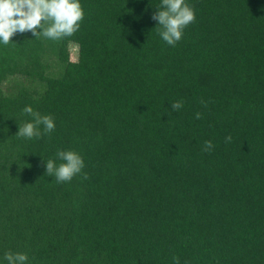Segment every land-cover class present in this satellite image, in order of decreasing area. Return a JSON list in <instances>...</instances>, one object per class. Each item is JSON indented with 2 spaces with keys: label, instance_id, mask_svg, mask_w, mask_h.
Segmentation results:
<instances>
[{
  "label": "trees",
  "instance_id": "16d2710c",
  "mask_svg": "<svg viewBox=\"0 0 264 264\" xmlns=\"http://www.w3.org/2000/svg\"><path fill=\"white\" fill-rule=\"evenodd\" d=\"M186 2L174 47L161 0H80L73 36L0 43V264H264V0ZM28 105L50 135L17 138ZM58 150L89 178L48 176Z\"/></svg>",
  "mask_w": 264,
  "mask_h": 264
},
{
  "label": "clouds",
  "instance_id": "9594fccd",
  "mask_svg": "<svg viewBox=\"0 0 264 264\" xmlns=\"http://www.w3.org/2000/svg\"><path fill=\"white\" fill-rule=\"evenodd\" d=\"M85 15L80 0H0V43L6 46L14 43L13 36L25 32H31L37 38L43 36L60 41L80 30ZM152 19L158 21L156 28L159 29L162 40L174 47L182 40L185 29L196 22V13L186 0H161ZM201 103L207 107V102ZM183 106V101L171 104L173 111H178ZM22 111L32 120L19 124L17 138L41 139L55 130L56 125L52 116L42 115L30 105L25 106ZM196 118L201 119L202 113L197 112ZM231 141L230 135L225 138L226 143ZM213 148L211 140L205 141L203 148L205 152ZM56 156L61 163L57 164L53 159L46 160V174L54 177L56 183L71 182L74 177L81 174L83 179L89 178L88 174L83 172L85 161L79 153L58 150ZM3 259L7 264H29L28 254L22 252L8 251ZM173 264H180L179 257H173Z\"/></svg>",
  "mask_w": 264,
  "mask_h": 264
},
{
  "label": "rangeland",
  "instance_id": "374dc122",
  "mask_svg": "<svg viewBox=\"0 0 264 264\" xmlns=\"http://www.w3.org/2000/svg\"><path fill=\"white\" fill-rule=\"evenodd\" d=\"M76 50L74 49V48H72V50H71V60H73V61H75L76 60Z\"/></svg>",
  "mask_w": 264,
  "mask_h": 264
}]
</instances>
